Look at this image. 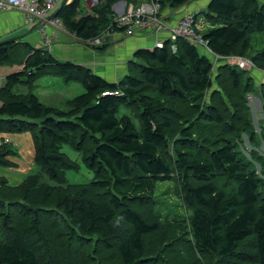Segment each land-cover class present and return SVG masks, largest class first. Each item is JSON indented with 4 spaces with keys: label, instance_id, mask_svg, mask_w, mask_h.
I'll return each instance as SVG.
<instances>
[{
    "label": "trees",
    "instance_id": "16d2710c",
    "mask_svg": "<svg viewBox=\"0 0 264 264\" xmlns=\"http://www.w3.org/2000/svg\"><path fill=\"white\" fill-rule=\"evenodd\" d=\"M117 1L101 0L92 15L79 16L82 0H72L56 9V20L78 37L93 38L117 30ZM124 1L137 7L149 0ZM154 1L171 10L195 0ZM202 15L211 52L244 57L264 70V49L250 54L251 34L264 32V0H209ZM211 59L181 38L166 39L161 47L137 49L123 78L108 82L28 42L0 45V66L19 68L0 88V166L12 165L2 132L29 131L35 148L34 170L21 183L0 177V264H264V173L242 154L237 133L249 130L250 141L256 136L250 122L237 126L243 118L230 94L236 111L220 110ZM248 72L221 61L214 69L231 90L244 81L237 95L244 116ZM50 73L82 82L84 92L67 102V110L30 92ZM260 88L262 111L264 83ZM122 110L129 114L119 116ZM179 121L185 126L173 140L168 134ZM260 132L264 138L263 125ZM64 146L86 155L92 180L68 183L65 172L77 165ZM176 168L191 211L182 238L180 223L162 230L141 212L155 202L157 184L176 179ZM169 233L175 238L168 240Z\"/></svg>",
    "mask_w": 264,
    "mask_h": 264
},
{
    "label": "rangeland",
    "instance_id": "374dc122",
    "mask_svg": "<svg viewBox=\"0 0 264 264\" xmlns=\"http://www.w3.org/2000/svg\"><path fill=\"white\" fill-rule=\"evenodd\" d=\"M204 1V0H200ZM82 3V2H81ZM87 7H90V4H85ZM141 3L139 4V6ZM186 9H184L185 11ZM205 9L201 8L197 10V14L192 15L191 12H185L183 15L191 14L193 17H196L197 22L196 26L198 28V32L203 34L207 29L208 25L205 22L200 20L203 18V13ZM204 19V18H203ZM200 23V24H199ZM61 25V24H60ZM62 26V25H61ZM63 27V26H62ZM64 28V27H63ZM42 41L44 38L42 35L40 36ZM53 37V36H52ZM51 37V39H52ZM25 37L20 41L28 42ZM50 39V44H43L44 46H50L52 41ZM41 41V40H40ZM251 51L250 54H254L255 52L261 51L264 49V32L261 33H253L251 34L250 39ZM31 45V44H30ZM33 46V45H32ZM34 47V46H33ZM98 50L99 48H95ZM99 51V50H98ZM244 58V57H241ZM246 59V58H245ZM212 61V59H211ZM228 66L235 67L233 65L226 64ZM4 68V73L9 71L10 69H19L16 65L14 66H0ZM86 68V67H84ZM87 69V68H86ZM241 70V69H240ZM249 71L250 81V89L247 92L246 97L252 96L253 99L247 100L248 114L244 116V110L239 108V101L237 99L238 93H240V89L244 84V81H241L240 86L237 90H231L228 82H224L221 75H217L216 73H212V79L214 80L213 89H218L221 96V105L220 110H225L230 113H234L236 111L234 100L237 102L238 112L237 114L243 118L242 124H237V126H245L248 122H250L253 126L255 139L248 138L249 130H243L237 135L239 136V140L242 139L243 143L240 144L241 152L245 156L250 163L256 167L257 171L262 168V173H264V138L261 137L260 126L264 127V109L261 111L260 104V85L264 83V70L259 69H250L245 70ZM14 72V71H13ZM12 72V73H13ZM216 72V71H215ZM70 75V74H69ZM68 75V76H69ZM61 76L55 73L45 74L39 77L37 82L33 84L30 88V92L39 96L40 101L50 107L57 108L58 110H67L68 104L67 102L76 96L82 94L84 92V87L79 78L73 75V77ZM3 78V77H2ZM0 78V88L4 84V79ZM37 83V84H36ZM227 89V92L225 91ZM22 90L21 88L18 91ZM260 92V93H259ZM227 94L231 95L230 98H227ZM209 95V93H207ZM230 99V101H229ZM1 103V102H0ZM246 107V106H245ZM246 107V108H247ZM129 114L127 111L122 110L119 112L120 115ZM135 126L138 127V122L135 119H132ZM198 123L193 124V128L199 130L202 125H197ZM185 126V121H179L175 124V130L170 132L168 135L171 139L175 140L178 137L179 130ZM214 128L209 127L208 132H213ZM219 131V130H218ZM193 137L199 138V133L190 132ZM1 136L4 138V141L8 142L10 148L9 150L12 152L7 156V160L12 164L11 166H0V177H3L7 180V182L11 185H18L21 183L25 176L32 173L34 170V156H35V148L32 139V133L29 131L23 132H2ZM172 149L174 147L171 144L169 147V154H172ZM63 152L67 154L70 160L74 161L77 165L76 169H70L65 172V178L70 184H85L88 181L94 178V173L90 167L85 165L84 157L86 156L84 153L81 155L74 148L64 146ZM168 154V155H169ZM179 171V172H177ZM175 177L174 181H166L161 182L156 185L155 189V202L148 204L143 210H141L142 214L147 217H155L157 221L161 224V229L163 230L165 226L171 225L174 223H180V232L178 235L182 238L184 237V231L186 230L187 223L186 219L190 215V210L184 205L181 197V171L179 169H175ZM58 231V230H57ZM64 236V232L61 233ZM67 234V233H66ZM69 235L71 233L69 232ZM176 233H169L166 238L168 240H172L175 238ZM187 237V234L185 235ZM94 240V239H93ZM93 240H91V244L93 245ZM66 241V240H65ZM77 248V247H75ZM175 257V255L173 256Z\"/></svg>",
    "mask_w": 264,
    "mask_h": 264
},
{
    "label": "crops",
    "instance_id": "0c3cea01",
    "mask_svg": "<svg viewBox=\"0 0 264 264\" xmlns=\"http://www.w3.org/2000/svg\"><path fill=\"white\" fill-rule=\"evenodd\" d=\"M71 1L72 0H67V3ZM208 1L209 0L191 1L178 9L166 10L167 8H164L160 10V18L167 26L173 25L184 16L183 14L185 12H191L193 13L192 15H194L198 13V8L205 9ZM142 2L141 5L149 4V1ZM126 6L127 4L124 0H118L112 6V12L115 16L119 15ZM92 8L93 7H87L82 2L78 15H92ZM184 9L186 10L184 11ZM56 22L57 25L45 19V21H38L32 25H27L22 13L17 11L1 12L0 41L25 34L35 26V29L26 36L28 37L26 39L28 43L34 47L45 48L61 63L70 62L72 64L81 65L108 82H118L126 74L128 64L133 60L134 52L137 49L152 48L155 46L157 39L164 41L168 38L167 28L162 30L157 37L154 34L153 28L150 26L135 28L134 33L130 36H125L120 29H114L113 32H116V34L109 35L106 39V43L102 45L105 46V49L98 51L95 48L75 43L71 36L74 33L68 32L57 20ZM42 29L46 33L48 39H51L53 36L50 46L43 45L42 38L40 37ZM16 70L17 69H10L4 73V68L0 67V78L3 77L2 79H5L7 75ZM37 97L39 98V96Z\"/></svg>",
    "mask_w": 264,
    "mask_h": 264
},
{
    "label": "built area",
    "instance_id": "2783aa9c",
    "mask_svg": "<svg viewBox=\"0 0 264 264\" xmlns=\"http://www.w3.org/2000/svg\"><path fill=\"white\" fill-rule=\"evenodd\" d=\"M61 2L62 0H0V13L12 11L20 12L24 15L25 23L27 25H32L38 21H45V19L56 11ZM82 2L84 4H90V7H95L100 4L101 0H82ZM114 22L116 23L117 29H120L125 36L132 35L135 28L150 26L153 28L154 34L157 37L162 30L167 28V40H170L172 43L181 38L191 46L200 47L203 51L208 52L212 57V71H214L218 61L233 65L241 70L255 68L252 62L248 59L238 56L222 57L211 52L206 41L203 39L202 34L198 32L194 17L191 14H186L176 21L175 24L167 26L160 18V6L154 0H149V4L137 7H134L133 5L126 6L119 15H116ZM50 23L56 24V19L50 21ZM40 34L44 38L43 44H49L50 39H48L43 29ZM112 34H116V32H113L108 28L100 35L93 38H81L76 36V34H72L71 36L75 43L83 44L91 48H97L106 43L107 37ZM162 44L163 41L157 39L155 46L161 47ZM171 49L172 51H175L174 44H172ZM106 94H108V92L103 93V95ZM247 98L249 100L253 99L252 96H248ZM3 143L8 142L4 141Z\"/></svg>",
    "mask_w": 264,
    "mask_h": 264
},
{
    "label": "water",
    "instance_id": "95a60500",
    "mask_svg": "<svg viewBox=\"0 0 264 264\" xmlns=\"http://www.w3.org/2000/svg\"><path fill=\"white\" fill-rule=\"evenodd\" d=\"M65 3H67V0H62L61 4L59 6V9L62 8ZM55 19H56V11L52 15H50L46 20L53 21ZM34 29H35V26L32 27L25 34H22V35H19L17 37H13V38H10V39L2 40V41H0V45H5V44L11 43V42L20 41L21 39H24L28 34H30Z\"/></svg>",
    "mask_w": 264,
    "mask_h": 264
},
{
    "label": "bare ground",
    "instance_id": "6f19581e",
    "mask_svg": "<svg viewBox=\"0 0 264 264\" xmlns=\"http://www.w3.org/2000/svg\"><path fill=\"white\" fill-rule=\"evenodd\" d=\"M114 29V28H113Z\"/></svg>",
    "mask_w": 264,
    "mask_h": 264
}]
</instances>
